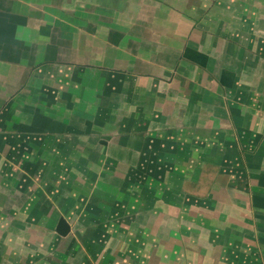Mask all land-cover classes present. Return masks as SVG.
I'll use <instances>...</instances> for the list:
<instances>
[{
    "label": "crops",
    "instance_id": "1",
    "mask_svg": "<svg viewBox=\"0 0 264 264\" xmlns=\"http://www.w3.org/2000/svg\"><path fill=\"white\" fill-rule=\"evenodd\" d=\"M0 264H264V0H0Z\"/></svg>",
    "mask_w": 264,
    "mask_h": 264
},
{
    "label": "water",
    "instance_id": "2",
    "mask_svg": "<svg viewBox=\"0 0 264 264\" xmlns=\"http://www.w3.org/2000/svg\"><path fill=\"white\" fill-rule=\"evenodd\" d=\"M70 231H71V226L64 219H62V221L59 223L57 227V232L60 235L65 236L68 233H70Z\"/></svg>",
    "mask_w": 264,
    "mask_h": 264
}]
</instances>
